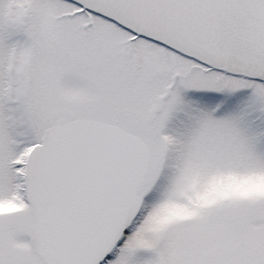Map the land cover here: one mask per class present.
I'll return each instance as SVG.
<instances>
[{
	"label": "snow or ice",
	"instance_id": "6c2138e0",
	"mask_svg": "<svg viewBox=\"0 0 264 264\" xmlns=\"http://www.w3.org/2000/svg\"><path fill=\"white\" fill-rule=\"evenodd\" d=\"M0 264H264V0H0Z\"/></svg>",
	"mask_w": 264,
	"mask_h": 264
}]
</instances>
